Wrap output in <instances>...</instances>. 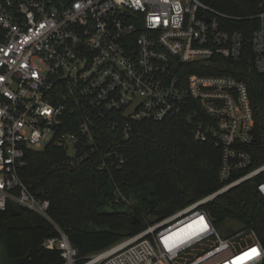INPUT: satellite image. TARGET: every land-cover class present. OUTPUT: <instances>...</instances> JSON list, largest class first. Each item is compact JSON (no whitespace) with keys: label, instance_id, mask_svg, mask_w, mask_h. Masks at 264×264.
<instances>
[{"label":"built area","instance_id":"built-area-1","mask_svg":"<svg viewBox=\"0 0 264 264\" xmlns=\"http://www.w3.org/2000/svg\"><path fill=\"white\" fill-rule=\"evenodd\" d=\"M240 7L246 13L205 0H0V211L12 200L51 222L58 234L42 247L59 250L64 264H230L253 248L258 254L245 264H264L251 225L222 235L204 208L252 179L264 198V163L250 168L245 149L255 127L248 85L235 73L207 72L234 67L249 44L264 74V0H241ZM194 67L199 71H187ZM171 117L221 147L223 184L80 256L50 215V200L20 177L27 150L56 142L72 161L99 157L97 168L105 170L125 161L112 142L131 139L144 120ZM243 236L253 241L239 247Z\"/></svg>","mask_w":264,"mask_h":264},{"label":"trees","instance_id":"trees-1","mask_svg":"<svg viewBox=\"0 0 264 264\" xmlns=\"http://www.w3.org/2000/svg\"><path fill=\"white\" fill-rule=\"evenodd\" d=\"M205 1L230 13L247 11L240 7L241 0ZM224 62L230 64L227 59ZM207 72L235 73L246 81L255 127L245 149L252 156L250 168L264 163V74L255 69L251 47L246 45L243 58L234 67ZM111 145L125 161L109 162L105 170L97 168L99 157L72 161L68 150L56 142L44 149H28L27 164L20 169V177L30 191L50 200V215L69 235L80 256L102 251L142 231L149 223L223 184L221 147L195 138L193 126L183 117L161 122L144 120L135 126L131 139L116 140ZM204 208L217 227L227 219H237L242 227L251 225L264 244V198L256 180L220 194ZM134 214L138 222L133 221ZM0 232L13 258L27 257L24 264H64L59 250L42 247L43 240L58 231L26 206L11 200L8 208L0 211Z\"/></svg>","mask_w":264,"mask_h":264},{"label":"water","instance_id":"water-1","mask_svg":"<svg viewBox=\"0 0 264 264\" xmlns=\"http://www.w3.org/2000/svg\"><path fill=\"white\" fill-rule=\"evenodd\" d=\"M134 222H138L137 215H132ZM249 222H252L249 220ZM27 261V257L13 258L10 254V250L7 244V240L0 232V264H24Z\"/></svg>","mask_w":264,"mask_h":264},{"label":"rangeland","instance_id":"rangeland-1","mask_svg":"<svg viewBox=\"0 0 264 264\" xmlns=\"http://www.w3.org/2000/svg\"><path fill=\"white\" fill-rule=\"evenodd\" d=\"M137 202H138V200H137ZM241 227H242V223L239 220L227 219L219 225L218 229L222 235H228V234L238 230ZM251 241H253V238L247 239V238H244V236H243V237L239 238V240H237V243L239 244L237 246L240 247V246L246 245V244L250 243Z\"/></svg>","mask_w":264,"mask_h":264},{"label":"snow or ice","instance_id":"snow-or-ice-1","mask_svg":"<svg viewBox=\"0 0 264 264\" xmlns=\"http://www.w3.org/2000/svg\"><path fill=\"white\" fill-rule=\"evenodd\" d=\"M206 227V225H205ZM258 254V250L253 248L250 249L248 252L241 254L239 257H235L230 264H245L248 259H251L253 256Z\"/></svg>","mask_w":264,"mask_h":264},{"label":"bare ground","instance_id":"bare-ground-1","mask_svg":"<svg viewBox=\"0 0 264 264\" xmlns=\"http://www.w3.org/2000/svg\"><path fill=\"white\" fill-rule=\"evenodd\" d=\"M181 236H183V234H180Z\"/></svg>","mask_w":264,"mask_h":264}]
</instances>
